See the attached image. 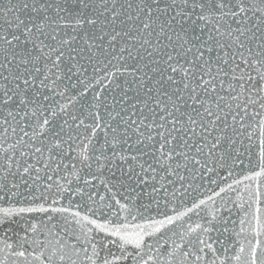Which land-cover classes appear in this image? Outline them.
Masks as SVG:
<instances>
[{"label":"snow or ice","instance_id":"obj_1","mask_svg":"<svg viewBox=\"0 0 264 264\" xmlns=\"http://www.w3.org/2000/svg\"><path fill=\"white\" fill-rule=\"evenodd\" d=\"M0 264H264V0H0Z\"/></svg>","mask_w":264,"mask_h":264}]
</instances>
